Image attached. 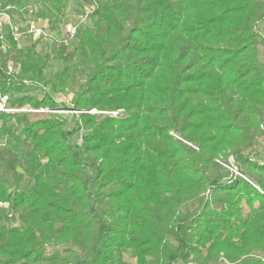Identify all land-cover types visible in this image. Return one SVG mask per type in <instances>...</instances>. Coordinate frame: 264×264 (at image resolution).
Here are the masks:
<instances>
[{
    "label": "trees",
    "instance_id": "obj_1",
    "mask_svg": "<svg viewBox=\"0 0 264 264\" xmlns=\"http://www.w3.org/2000/svg\"><path fill=\"white\" fill-rule=\"evenodd\" d=\"M68 1L40 0L35 18L59 34ZM4 4L16 14L28 0ZM263 19L264 0H106L70 52L8 39L0 90L23 94L10 106L51 112V95L29 89L69 92L74 126L24 114L11 130L20 113L0 114L14 153L0 202L19 224L0 225V264H127V250L133 264H264V241H252L264 238V161L249 158L264 136ZM50 61L60 67L51 79ZM226 150L261 192L222 182L229 174L212 160ZM242 201L259 204L245 220Z\"/></svg>",
    "mask_w": 264,
    "mask_h": 264
},
{
    "label": "rangeland",
    "instance_id": "obj_2",
    "mask_svg": "<svg viewBox=\"0 0 264 264\" xmlns=\"http://www.w3.org/2000/svg\"><path fill=\"white\" fill-rule=\"evenodd\" d=\"M40 0H28V5L25 9L19 11L18 13L15 14V20L20 25L21 30L24 31V22L25 19L28 20H36L35 16L38 12V3ZM106 0H91V2L87 0H69L67 3V7L65 9V12L63 14V17L61 18V22L58 25V31L59 34H55L54 32L49 31L47 22L40 20V24L43 25L47 32V37L43 39H33L30 36H27L23 39H21L18 43L19 48H27L30 46H35L36 50L42 53H48L50 55L53 54V51L59 47L57 41L62 39L63 31L64 28L67 25H77L79 28L77 36L74 37L73 40L68 42L67 47V52L72 51L74 48L77 39L79 38L80 32L83 31L84 29L90 28L94 19V9L96 6L102 5ZM93 11L91 15H88L85 22L82 24H79L80 17L84 15L85 13H88L89 11ZM24 17V18H23ZM27 21V20H26ZM259 29L262 31L264 29V19L263 21L259 24ZM260 53H263V48H260ZM12 63V62H11ZM14 66V64L12 63ZM14 69L16 70V73L19 72L18 67L14 66ZM60 70V67L54 62L50 61L48 64V67L45 70V75L47 78L51 79L55 76V74ZM44 93H48L51 95L52 99L59 104V107L55 111H48L45 108H41L38 110H32L29 106H24L23 108L20 109V114L17 115V117L12 120L9 123L10 129L13 130L16 126L22 125L24 123V114H28V118L30 119H37L40 117L42 113H47L48 115H52L53 117H59L62 119H65L67 121L66 129L71 130L74 126V117L72 111L68 110L71 107V99H72V94L71 93H62L58 95L51 94L50 88H42V87H33L29 89L27 92V95L31 97H35L37 99H41L44 95ZM23 94L19 93H14L11 92L9 94L10 97V103L13 100L19 99L22 97ZM90 114H96L98 116H111V117H119L122 115V110L116 111V112H98V111H90ZM17 132V130H16ZM173 136L174 134L171 133ZM176 137V136H175ZM263 142H264V136L263 138L260 137L257 139L253 146V151H254V156L253 153L249 157L250 160L257 161L258 163L264 161V150H263ZM71 143L74 146H78L81 144V133L75 135L71 139ZM12 146V141L10 139H1L0 140V173L4 171L5 169V163L9 161L13 157V151L11 150ZM248 151L245 152L247 154ZM20 155H18V159H20ZM214 163L218 164L221 166V168L224 169V171L228 172L229 175L226 176L225 180H223V183H226L228 179H230L233 176L240 177L253 187L257 189L259 192L261 190L259 187L250 181L246 175L241 174L237 170V164L234 163V158L230 153V150H226L224 153H221L218 157L212 160ZM226 161V162H225ZM24 165V161L20 160V166ZM17 171H21L20 168H17ZM28 181L27 178H25L24 183L26 184ZM242 208V213H243V220L247 219V217L251 216L254 214V210L258 211L259 209V204L255 203L252 205V207H248L244 201L241 202L240 204ZM0 225H5L7 227H15L18 226V220H17V215H15L10 206L6 204L4 207H0ZM224 240V238H221ZM232 241H240L238 238H233ZM252 241H264V238L262 235H256L253 237ZM169 244L173 245V241H168ZM207 247V245H206ZM203 249V253H205ZM50 250H48L49 253ZM147 263L148 264H154V260L152 258H147ZM223 260V259H222ZM135 261L134 258V253L131 250L125 251V262L127 264H133ZM224 261V260H223ZM176 264H195L192 259H188L186 262H177Z\"/></svg>",
    "mask_w": 264,
    "mask_h": 264
},
{
    "label": "built area",
    "instance_id": "obj_3",
    "mask_svg": "<svg viewBox=\"0 0 264 264\" xmlns=\"http://www.w3.org/2000/svg\"><path fill=\"white\" fill-rule=\"evenodd\" d=\"M5 0H0V54L5 53L9 49L8 39L16 42L27 36L33 39L39 40L47 37V32L40 20H28L25 19L24 31L21 30L20 25L15 20V14L12 12L13 8L10 5L4 4ZM93 11H89L80 17L79 24L85 22L88 15H91ZM24 18V17H23ZM27 20V21H26ZM79 28L77 25H67L64 28L62 39L57 41L58 45L67 46L68 42L74 39ZM8 74H16V70L11 62L6 64ZM9 95H3L0 90V114L1 113H19L20 109H13L10 106ZM6 204L0 202V207H4Z\"/></svg>",
    "mask_w": 264,
    "mask_h": 264
}]
</instances>
